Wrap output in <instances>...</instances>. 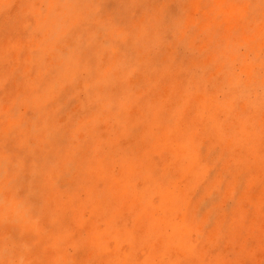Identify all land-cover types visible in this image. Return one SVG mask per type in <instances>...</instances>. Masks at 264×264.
Returning a JSON list of instances; mask_svg holds the SVG:
<instances>
[{
	"label": "rangeland",
	"instance_id": "374dc122",
	"mask_svg": "<svg viewBox=\"0 0 264 264\" xmlns=\"http://www.w3.org/2000/svg\"><path fill=\"white\" fill-rule=\"evenodd\" d=\"M0 264H264V0H0Z\"/></svg>",
	"mask_w": 264,
	"mask_h": 264
}]
</instances>
